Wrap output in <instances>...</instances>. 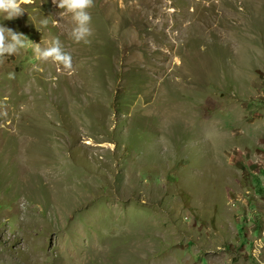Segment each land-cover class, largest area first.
I'll use <instances>...</instances> for the list:
<instances>
[{"label":"rangeland","instance_id":"374dc122","mask_svg":"<svg viewBox=\"0 0 264 264\" xmlns=\"http://www.w3.org/2000/svg\"><path fill=\"white\" fill-rule=\"evenodd\" d=\"M22 7L74 71L0 66V264H264V0Z\"/></svg>","mask_w":264,"mask_h":264},{"label":"clouds","instance_id":"9594fccd","mask_svg":"<svg viewBox=\"0 0 264 264\" xmlns=\"http://www.w3.org/2000/svg\"><path fill=\"white\" fill-rule=\"evenodd\" d=\"M32 2L34 0H0V15L7 20L17 18L25 12L22 4ZM52 2L62 10L59 15L71 16L72 26L68 33L70 39L77 44L90 45L91 37L94 35L91 9L95 7V0H52ZM49 23L48 17L40 20L42 28H47ZM51 23L55 26L57 21L52 20ZM29 47L39 61L60 65L69 72L74 71L72 52L65 46L59 35L50 33L46 45L41 46L40 43L30 41L23 33L0 24V66L6 64L8 56L18 55ZM7 77L14 79L15 71L8 72ZM0 115H7V113L0 112Z\"/></svg>","mask_w":264,"mask_h":264}]
</instances>
